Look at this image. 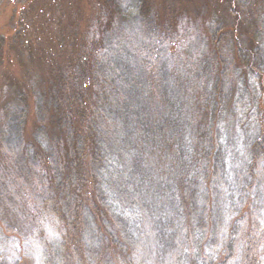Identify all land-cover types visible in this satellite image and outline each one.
<instances>
[{"label":"trees","instance_id":"trees-1","mask_svg":"<svg viewBox=\"0 0 264 264\" xmlns=\"http://www.w3.org/2000/svg\"><path fill=\"white\" fill-rule=\"evenodd\" d=\"M42 4L0 36V264H264V0Z\"/></svg>","mask_w":264,"mask_h":264},{"label":"rangeland","instance_id":"rangeland-1","mask_svg":"<svg viewBox=\"0 0 264 264\" xmlns=\"http://www.w3.org/2000/svg\"><path fill=\"white\" fill-rule=\"evenodd\" d=\"M91 0H82V7L85 17L88 18L93 12L90 9ZM214 2V0H212ZM43 0H1L0 2V36L9 39L15 30L17 20L24 9H32L38 12L42 8ZM4 75L9 78H20V67L15 58L7 51L4 54V59L0 65V84H4ZM1 94V90H0ZM2 94L0 95L1 102ZM3 99V98H2ZM34 125V114L30 110L28 130ZM28 133V132H27Z\"/></svg>","mask_w":264,"mask_h":264}]
</instances>
